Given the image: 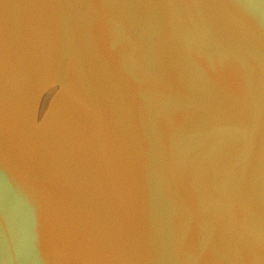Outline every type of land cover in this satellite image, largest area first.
<instances>
[{"label":"water","instance_id":"obj_1","mask_svg":"<svg viewBox=\"0 0 264 264\" xmlns=\"http://www.w3.org/2000/svg\"><path fill=\"white\" fill-rule=\"evenodd\" d=\"M0 264H264V0H0Z\"/></svg>","mask_w":264,"mask_h":264}]
</instances>
